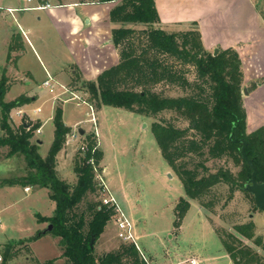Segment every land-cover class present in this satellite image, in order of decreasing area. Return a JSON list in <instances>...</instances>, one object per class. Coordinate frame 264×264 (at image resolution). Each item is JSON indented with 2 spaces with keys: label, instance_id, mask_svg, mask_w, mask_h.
Segmentation results:
<instances>
[{
  "label": "trees",
  "instance_id": "1",
  "mask_svg": "<svg viewBox=\"0 0 264 264\" xmlns=\"http://www.w3.org/2000/svg\"><path fill=\"white\" fill-rule=\"evenodd\" d=\"M90 2H118L110 11V20L119 25L112 30L119 62L103 71L97 81L77 83L89 94L93 107L113 106L155 119L151 127L156 141L186 193L175 209V227L182 226L192 201L198 202L205 212L213 213L217 204L214 191L220 185L229 187L228 202L236 191H243L255 203L246 189L253 170L244 160L242 148L246 142V153L258 170L257 180L263 183L264 126L248 132L244 69L239 52L233 48L210 52L197 23L181 24L188 28L168 32L162 27L156 0ZM136 25L146 28L138 29ZM2 85L1 127L5 134L0 136V147H9V156L24 155L28 168L25 177L3 179V186L48 188L55 204L53 216L38 218L40 223L52 225V229L39 231L32 240L48 234L59 238L62 256L68 264H151L135 243H122L106 254L96 253L95 245L108 223L116 218V212L102 204L95 180L96 172H103L104 159L95 134L85 133L81 137V144H86L88 151L77 150L73 161L76 183L62 179L58 154L73 132L64 122L63 106L55 108L54 141L47 156H42L38 142L32 141L42 123L31 122L28 115L30 121L16 130L11 125V111L31 103L33 98L21 95L6 102L9 88L5 81ZM158 86L176 90L179 95H166L164 90H156ZM91 158L94 162L89 161ZM218 160H233L241 168L237 174L227 166L212 169L210 163ZM83 203L86 209H81ZM255 207L258 209L256 204ZM214 229L234 264H264L260 253L264 252V237L256 234L253 220L235 224L233 230ZM11 255L12 252L6 256Z\"/></svg>",
  "mask_w": 264,
  "mask_h": 264
},
{
  "label": "rangeland",
  "instance_id": "2",
  "mask_svg": "<svg viewBox=\"0 0 264 264\" xmlns=\"http://www.w3.org/2000/svg\"><path fill=\"white\" fill-rule=\"evenodd\" d=\"M48 1L61 5L73 2L83 3V1L92 3L90 0ZM25 2L27 1L0 0V90L3 81L9 88L4 100L10 102L21 95L38 94L36 100H32L21 109L11 111V125L15 130L30 119L33 123L38 121V117L47 119L55 114L54 109L57 105H62L65 113L64 119L72 129H75L74 125L78 123L79 128L87 133L95 134L98 142L100 138L99 148L104 153L101 167H106L108 185L117 195L118 203L124 213L134 223L136 244L146 255L152 257L156 264H165L169 261L168 258L178 257V254L184 259L194 257L199 260V264H234L226 255L222 241L214 228L233 230L235 224L253 220L256 225V234L264 237V211L256 209L251 196L243 191H236L234 198L228 202L230 193L226 185H220L214 191L217 204L214 206L213 213L205 212L198 202L192 201L184 218L182 229H176L175 209L179 200L186 198V193L182 181L163 157L156 141L151 127L155 119L123 108L103 106L98 109L95 106V112L100 111L97 113L99 114V125L97 126L99 136H97L95 126L88 121L91 117L90 107L84 104L82 99L64 101L73 96L72 92H68L62 96V100L55 101V96L63 92L64 88L58 87L53 82H51L53 87L45 86L43 84L47 78L45 69L62 66L66 67V71H70L72 60L65 52L66 49L62 48L58 42L60 40L52 32L46 19L43 21L46 25V29L44 28L45 43L49 44L48 52L57 57L55 62L48 59L49 55L45 53L43 47L39 46V41L34 40L38 48L37 52H39L38 57L24 37L23 39L20 37L22 33L19 31V21L15 20L19 13L16 11L12 16L7 9L9 6L25 4ZM39 2L47 3V0L27 2V5L35 6ZM255 2L260 9H264V0H255ZM15 28L17 39L12 45L14 47L16 45L17 54L20 56L13 57L12 59L16 60H11L6 64L9 49L7 37ZM136 28L144 29L146 26L136 25ZM163 28L168 32H174L187 29L188 26L175 25ZM69 89L76 91L75 94L90 105L89 94L81 89L77 78L74 79ZM246 89L248 91V88ZM156 90H164L169 96L179 95L178 91L164 86H158ZM38 109H41V112H38ZM1 118L0 105V136H3L5 132L1 127ZM182 126H188V124L182 123ZM192 132L190 130V133ZM52 139H54L53 126L47 123L43 134H41V129L37 130L32 141H42V144H38L40 153L42 156H47L53 143ZM79 139L69 138L67 148L69 153L76 149L75 156L81 144ZM9 151V147H0V218L2 220L0 254L4 257L3 263L0 264H68L67 259L62 256L63 251L59 238L48 234L40 239L32 240L39 231L47 230L50 226L49 223L40 224L39 216L54 215L55 204L50 199L49 189L31 185L30 191L26 192L23 184L13 187L3 186V179L25 177L28 173L24 155L9 156ZM60 156L62 158L63 154L61 153ZM62 161L60 177L72 184L76 183L77 176L73 171V165L69 160L64 162L62 159ZM210 166L212 169L227 166L235 174L241 168L233 160L213 161ZM86 207V203L81 205V209H86ZM115 221L116 218L108 223L109 228L114 226ZM112 229L111 239H109L111 246L109 247L120 246L124 242L119 238V229L118 227ZM248 244L252 245L253 242L249 241ZM10 252L12 255L6 256ZM260 253L264 257V252ZM97 254H103L102 250H98ZM5 256L7 261H5Z\"/></svg>",
  "mask_w": 264,
  "mask_h": 264
},
{
  "label": "crops",
  "instance_id": "3",
  "mask_svg": "<svg viewBox=\"0 0 264 264\" xmlns=\"http://www.w3.org/2000/svg\"><path fill=\"white\" fill-rule=\"evenodd\" d=\"M47 2L53 3L48 0ZM117 3L73 2L61 6H52L45 10L17 11L19 15L15 17V20L19 21V31L22 33L20 37L22 39L24 37L34 54L39 57L38 48L34 43L36 40L39 41V46L43 47L45 53L49 55L48 59L51 62H55L57 59L55 54L48 52L49 44L48 42L45 43L44 28L46 29V25L43 21L46 19L52 32L60 40L58 42L62 48L66 49L65 52L72 60L70 71H66V67L62 66L45 69L47 78L44 82L50 79L53 84L64 88L63 92L55 96V101L57 99L62 100V96L68 92L77 93L69 89L75 78L78 81L95 82L103 71L118 64L119 51L113 43L112 30L119 25L113 24L110 20V11ZM156 4L163 27L169 28L175 25L197 23L202 33L204 45L210 52L229 48L239 52L244 69V88H248V95L244 94L248 115V132H253L264 126V9H260L255 0H156ZM26 6H28L27 2L8 8L21 9ZM14 13L11 15L14 16ZM16 34L15 28L7 37L9 49L6 64L11 60L15 61V58L20 56L17 54L16 45L15 47L12 45L17 39ZM13 57L15 58L12 59ZM17 79L18 77L16 81ZM29 97L36 100L38 94L29 95ZM99 112H96L98 125L99 114L97 113ZM53 118L54 114L45 120L41 117L37 118L42 123L41 134H43L47 123H51L53 134L55 133ZM64 122L69 126L65 119ZM76 124L74 125L75 129L80 125ZM85 133L91 134L87 131ZM81 137H79V141H81ZM53 141L54 139H52ZM43 142L45 141L43 140ZM68 143L58 154L59 174L63 165L62 159L64 162L69 160L73 165L76 149L69 153ZM99 145H101L100 138ZM61 153L63 154L62 158ZM103 173L107 184H109L105 166ZM108 186L110 188V185ZM111 193L118 201L113 190ZM40 224L43 225V223ZM182 227L183 224L176 229L180 230ZM112 228H117L116 221ZM112 228L108 226L97 241L96 253L98 250H102L103 254H106L118 249V245L109 247L111 246L109 239H111ZM107 233H109L108 236ZM137 246L146 260L151 264H156L152 257L146 255L138 244ZM226 255L231 259L227 253ZM181 257L179 254L178 257H170L165 264H193L192 260H195L194 264H199V260L194 257H186L185 259Z\"/></svg>",
  "mask_w": 264,
  "mask_h": 264
},
{
  "label": "built area",
  "instance_id": "4",
  "mask_svg": "<svg viewBox=\"0 0 264 264\" xmlns=\"http://www.w3.org/2000/svg\"><path fill=\"white\" fill-rule=\"evenodd\" d=\"M28 3H33L37 0H26ZM52 6H61V4H52L50 2L47 3H38L35 6H26L24 8L21 9H13V8H8V12H10L11 14H13L15 11L18 10H22V11H27V10H45L47 8H50ZM51 80H47L46 82H44L45 86H51L53 87V85H51ZM73 96L67 100L70 99H76V100H81L84 104H87L90 107V113H91V117L88 120L90 123H92L95 126V133L97 136H99L98 134V130H97V126H98V120H97V116H96V112H95V108L91 105L88 104V102L86 100H84L82 97H80L79 95H76L74 93H72ZM41 109H39L38 111H40ZM22 113V112H21ZM80 136H82L80 134V129L77 127L76 130L72 133V135L70 137L73 138H79ZM80 149L83 152H87L88 151V147L86 144H81L80 145ZM95 152V150H93V153ZM90 162H94V159H90ZM98 187L100 188V193H101V200H102V204L105 206H110L113 207L115 209L116 212V222H117V227L119 229V238L124 242V243H135L136 244V236L134 233V224L132 223V221L130 220V218L124 213V211L122 210V208L120 207L117 199L115 198V196L111 193V190L105 180V177L103 175V172H96V178H95ZM26 191H30V188L27 187L25 189ZM2 226V220L0 218V228ZM137 245V244H136ZM4 261V257L3 255L0 254V263H3ZM192 263H195V260H192Z\"/></svg>",
  "mask_w": 264,
  "mask_h": 264
},
{
  "label": "water",
  "instance_id": "5",
  "mask_svg": "<svg viewBox=\"0 0 264 264\" xmlns=\"http://www.w3.org/2000/svg\"><path fill=\"white\" fill-rule=\"evenodd\" d=\"M216 53L218 52V50L215 51ZM244 94L248 95V91L245 88L244 89ZM80 134L83 136L85 135V130L84 129H80ZM38 144H42V141H38ZM246 147H247V143H244V146L242 148V154H243V158L244 160L251 166L253 172H252V177L250 182L246 185V189L247 191L252 194L254 196V200H255V204L257 206L258 209L264 211V182L260 183L257 180V176H258V170L257 167L255 166L254 162L252 159H250L246 153ZM52 225L49 226V230L52 229ZM91 247L94 248V239L92 240V244Z\"/></svg>",
  "mask_w": 264,
  "mask_h": 264
}]
</instances>
